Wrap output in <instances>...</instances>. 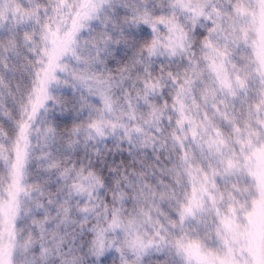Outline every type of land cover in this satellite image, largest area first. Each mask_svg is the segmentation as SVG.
Masks as SVG:
<instances>
[{"label":"snow or ice","instance_id":"snow-or-ice-1","mask_svg":"<svg viewBox=\"0 0 264 264\" xmlns=\"http://www.w3.org/2000/svg\"><path fill=\"white\" fill-rule=\"evenodd\" d=\"M0 264H264V0H0Z\"/></svg>","mask_w":264,"mask_h":264}]
</instances>
